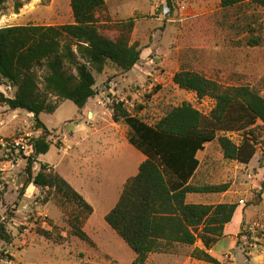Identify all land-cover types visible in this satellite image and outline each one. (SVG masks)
I'll list each match as a JSON object with an SVG mask.
<instances>
[{"label":"rangeland","instance_id":"374dc122","mask_svg":"<svg viewBox=\"0 0 264 264\" xmlns=\"http://www.w3.org/2000/svg\"><path fill=\"white\" fill-rule=\"evenodd\" d=\"M70 1L7 0L0 13V29L73 24ZM106 2L100 19L109 26V37L116 36V23L135 19L132 41L141 44V61L128 73L110 65L103 74H95L97 96L82 112L73 102L65 101L55 113L40 116L53 133L49 138L53 145L48 154L39 157L33 170L37 174L45 164L48 171H57L93 207L94 213L84 230L95 246L72 235L68 221L75 210L73 205L61 202L53 191L34 184L24 187L27 159L18 160L10 171L1 170L6 155L3 147L0 214L13 241H0V257L10 256L1 264L134 263L136 254L105 218L116 206L126 181L138 174L146 157L128 142L130 128L113 121L109 109L113 101L125 102L132 115L150 124L184 102L210 113L214 107L212 100L200 101L195 94L175 85L174 77L181 70L197 71L226 85H250L264 97V9L247 10L245 16H250V21L258 20L255 35L263 40L260 46L252 48L247 46L251 35L238 23L239 17L224 12L221 0ZM18 3L23 8L17 12ZM0 90L8 96L14 94L11 88ZM91 112L95 115L91 116ZM36 132L32 114L0 109L2 142L20 135H32V139L43 135ZM231 138L238 141L239 136L234 134ZM200 160L196 183L229 184L230 188L223 194L190 195L188 201L239 204L226 237L215 245L212 255L224 264H260L254 257H264V135L249 165L226 160L217 141L206 145ZM40 230L51 232L52 238L42 236ZM61 235L65 239L58 242ZM189 251L179 249L177 258L154 254L149 263L190 264Z\"/></svg>","mask_w":264,"mask_h":264},{"label":"trees","instance_id":"16d2710c","mask_svg":"<svg viewBox=\"0 0 264 264\" xmlns=\"http://www.w3.org/2000/svg\"><path fill=\"white\" fill-rule=\"evenodd\" d=\"M6 2L0 0V13ZM70 2L73 24L0 29V87L14 89L13 96L0 90V106L13 112L27 111L33 115L36 130L43 131L41 137L29 143V155L23 153L28 160L24 187L34 184L73 205L75 210L68 221L72 235L95 246L84 230L93 207L57 171H48L45 164L34 174L39 157L48 154L53 145L49 139L53 133L40 116L55 113L65 101L73 102L82 112L97 96L95 74H103L110 65L125 73L132 71L141 61L142 47L132 41L134 18L116 23L114 38L107 35L109 26L100 19L107 8L106 0ZM220 6L229 16L239 17L238 23L251 35L247 46L262 44L261 36L255 35L258 20L250 21L251 17L245 16L247 10L264 9V0H221ZM22 8V3L16 5L17 12ZM174 83L200 101L212 100L213 109L205 114L184 102L150 124L132 115L123 101H113L109 106L113 121L130 128L128 141L146 160L138 174L124 184L116 206L105 219L136 254L133 264H148L153 254L179 255V249H190L188 256L201 262L224 264L209 251L226 237V228L239 204L188 201L189 195L223 194L230 188L229 184L196 183L201 168L197 156L207 144L217 141L226 160L249 165L264 135V97L250 85H226L197 71L181 70ZM234 134L239 136L238 141L231 138ZM1 141L0 136V152ZM1 202L2 195L0 213ZM40 234L52 238L49 231L40 230ZM59 238L58 242L65 239L62 235ZM0 241H13L1 214ZM199 242L204 249L196 247ZM8 259L10 256L2 255L0 264Z\"/></svg>","mask_w":264,"mask_h":264},{"label":"built area","instance_id":"2783aa9c","mask_svg":"<svg viewBox=\"0 0 264 264\" xmlns=\"http://www.w3.org/2000/svg\"><path fill=\"white\" fill-rule=\"evenodd\" d=\"M36 134H41V130H37ZM32 135H20L13 139L11 142L1 141L3 147H5L6 155L4 161L1 163L2 171H10L16 165V162L23 158L25 150L28 148L29 143L33 140Z\"/></svg>","mask_w":264,"mask_h":264},{"label":"crops","instance_id":"0c3cea01","mask_svg":"<svg viewBox=\"0 0 264 264\" xmlns=\"http://www.w3.org/2000/svg\"><path fill=\"white\" fill-rule=\"evenodd\" d=\"M6 108V107H5ZM4 107H2V106H0V109H5ZM88 112H90V111H88ZM95 114L93 113V112H91V116H94ZM43 131H41V133H42ZM73 138H75V135L73 134V135H71ZM127 140H128V136H127ZM129 142V141H128ZM202 152H204V151H202ZM202 152H199L198 153V159L200 160V154L202 153ZM146 160V159H145ZM201 161V160H200ZM55 167V166H54ZM140 167V166H139ZM134 177V176H133ZM127 182V181H126ZM123 189V188H122ZM190 196V195H189ZM188 196V197H189ZM191 203V202H190ZM227 229V228H226ZM201 242H199L198 244H197V246L196 247H198V248H201V249H204V246H203V244L201 243ZM194 249V248H193ZM192 250V249H191ZM213 250V249H212ZM212 250L211 251H209V253L212 255ZM154 255V254H153ZM158 255H160V254H158ZM164 256H169L170 258H177V257H179L178 255H164ZM213 256V255H212ZM184 257H186V256H184ZM189 257V262L188 263H190V264H208V263H205V262H201V261H198V260H195V259H192L190 256H188ZM214 257V256H213ZM152 258V255L150 256V259ZM150 259H149V261H150ZM252 259H253V257H252ZM256 259V261L258 262V263H260V264H264V257H260V256H255L254 257V260ZM222 262V261H221ZM148 264H150V263H148ZM156 264H158V263H156Z\"/></svg>","mask_w":264,"mask_h":264}]
</instances>
